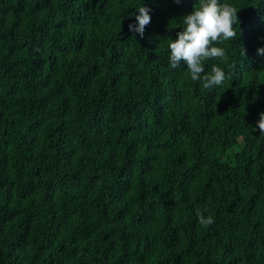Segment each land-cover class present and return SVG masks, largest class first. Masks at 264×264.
<instances>
[{
    "label": "trees",
    "instance_id": "trees-1",
    "mask_svg": "<svg viewBox=\"0 0 264 264\" xmlns=\"http://www.w3.org/2000/svg\"><path fill=\"white\" fill-rule=\"evenodd\" d=\"M220 2L206 89L168 62L199 0H0V264H264V0Z\"/></svg>",
    "mask_w": 264,
    "mask_h": 264
},
{
    "label": "clouds",
    "instance_id": "clouds-1",
    "mask_svg": "<svg viewBox=\"0 0 264 264\" xmlns=\"http://www.w3.org/2000/svg\"><path fill=\"white\" fill-rule=\"evenodd\" d=\"M181 0H175L179 4ZM150 8L141 6L135 15L136 24L129 25L130 31L144 35L145 27L151 22ZM238 10L229 3L220 0H199V7L183 18V30L177 33V38L169 44V65L177 68L183 62L193 81L203 82L206 89L212 86L220 87L226 79V73L218 64H213L209 72H205L204 61L212 59L227 63L224 47L218 45L237 38L235 25H239ZM240 54L246 55L243 47ZM258 54L264 55V48L258 49ZM258 127L264 134V112L259 114ZM199 223L205 227L211 225L212 216L205 218L197 209Z\"/></svg>",
    "mask_w": 264,
    "mask_h": 264
}]
</instances>
